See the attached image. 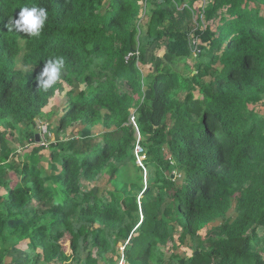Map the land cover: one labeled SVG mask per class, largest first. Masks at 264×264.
Instances as JSON below:
<instances>
[{"label": "trees", "instance_id": "16d2710c", "mask_svg": "<svg viewBox=\"0 0 264 264\" xmlns=\"http://www.w3.org/2000/svg\"><path fill=\"white\" fill-rule=\"evenodd\" d=\"M193 1L0 0V129L27 127L37 142L38 122L52 119L44 109L70 88L56 127L70 139L51 146L53 174L36 152L0 166V264L22 243L30 264H118L119 246L131 264H264V0H206L216 23L206 31L185 29ZM142 3L154 8L143 28ZM33 5L48 12L41 35L8 31ZM150 46L164 56L145 77ZM59 57L61 81L37 89L43 63ZM132 164L149 172L140 203L142 189L122 178Z\"/></svg>", "mask_w": 264, "mask_h": 264}, {"label": "rangeland", "instance_id": "374dc122", "mask_svg": "<svg viewBox=\"0 0 264 264\" xmlns=\"http://www.w3.org/2000/svg\"><path fill=\"white\" fill-rule=\"evenodd\" d=\"M206 0H196L193 1V5L189 6L192 10V25L189 24V22L185 25V29H191V31H206L208 27H211L212 30L215 29L216 27V23H214L213 21H208L206 19V14H205V9H206ZM142 5L145 7V3H142ZM251 8H257V5H255L254 3H250L249 4ZM260 8H261V12L260 14L264 16V6L262 5V3L260 4ZM154 9L152 8H147L146 5V10L144 11V13H142L140 19L137 22V25L139 27H144L148 21H149V16H150V11ZM189 21V20H188ZM193 35H191V44H193L196 48L199 47V45H201L200 40L193 38ZM164 56V50L160 49V47H156V46H150L147 48L146 53H145V61L147 62L146 66H140L143 70V73L146 76H150V75H156L157 74V66H156V60L159 58H163ZM188 67H184V66H180L178 68L179 72L183 75H193L192 72L193 70L191 69L190 66L194 65V59H190L187 61ZM178 66V65H177ZM70 90V88L66 87V89H63L61 92H58L57 95L51 100L50 105L44 109V113L47 114V116H51L52 119L51 120H40L38 122V126L36 129V141H37V136L38 137V141L37 142H33V137L31 135V129L27 128V127H18L15 129L12 128H4L1 127L0 129V133H4L5 137L3 138L4 140H1L0 142V159H3V161L5 162H1L0 161V166H4V165H17L19 166L21 163V158L25 155H29L32 152H36L40 157H41V168H44L49 174H53L52 173V169L53 171H55V167L53 166V164L50 162V157H51V146L53 144H57L62 142V140L65 139H70V138H64V133H59L56 134V127H57V120L58 118H60L61 116V111L64 108V103L66 101V93ZM252 108V107H251ZM256 109H258L261 114L264 113V100L262 103H260L259 107H256ZM53 114L49 115V114ZM264 116V114H263ZM44 117V116H43ZM132 122L134 124V119H132ZM82 127H75L72 128L69 131V135L71 137H73V135H77L79 134L80 130ZM102 132H104L103 128L96 127L95 129H93V135H99ZM45 135H47L48 137H45ZM136 136L138 138V141L141 140V134L140 132L136 133ZM138 153L140 155H145L144 151L142 152V150H138ZM44 158V159H43ZM45 160V161H44ZM49 161V162H48ZM146 161L145 156H141L138 161L137 164L141 167L144 166V162ZM48 162V163H47ZM150 174H153V172H150ZM10 178L13 180L12 185L15 186L16 184L19 183L18 179L19 177L17 176V174L13 171H11L9 173ZM148 176H149V172H145V171H141L137 168L136 165H130L128 166L124 172L122 173V178L123 181L128 183V184H137L139 188H141L142 190L139 192L137 199H138V203H140V199L144 196V192L146 191L147 188V184H148ZM175 175H174V179H175ZM100 178V177H99ZM98 178V179H99ZM52 186V185H51ZM94 189H96V192L99 195H105L106 191L109 190V186H108V181L106 177L100 178L96 184H94ZM148 192V191H147ZM134 196V195H133ZM135 198L131 197L129 199V201H133ZM140 219L139 217L136 218V223L139 224ZM222 222L218 221L215 224H213L210 227H207L206 229H204L201 232V235L203 238L206 237V234L209 231V228L211 227H215L220 225ZM176 230L180 229L178 227H176ZM260 233H263L262 230H260ZM26 243H22V245L20 247H18V251L12 252L10 254L9 257H7L6 259V263L7 264H30L27 259L30 257H27V255L24 253L26 252ZM178 245V252H176V254L179 255H188L191 256L192 252L189 250V247L186 245H180V242L177 243ZM172 247V246H170ZM169 247V248H170ZM124 247L123 246H119L118 247V253L120 254V256L122 257V255H124ZM169 248H163L166 252V254L168 256L174 254L173 253V248L169 249ZM29 256V255H28ZM121 257H120V262H118L119 264L121 263ZM13 259H16V263H13ZM131 261H129L130 263ZM46 264V263H44ZM62 264H70V261L67 260L66 258L62 260ZM131 264V263H130Z\"/></svg>", "mask_w": 264, "mask_h": 264}, {"label": "clouds", "instance_id": "9594fccd", "mask_svg": "<svg viewBox=\"0 0 264 264\" xmlns=\"http://www.w3.org/2000/svg\"><path fill=\"white\" fill-rule=\"evenodd\" d=\"M48 20V12L43 7L23 6L16 18H10L6 25L8 31H16L31 37H39ZM65 62L62 57L47 60L39 73L35 75L37 89L47 91L61 81Z\"/></svg>", "mask_w": 264, "mask_h": 264}, {"label": "built area", "instance_id": "2783aa9c", "mask_svg": "<svg viewBox=\"0 0 264 264\" xmlns=\"http://www.w3.org/2000/svg\"><path fill=\"white\" fill-rule=\"evenodd\" d=\"M138 150H142L140 147H138L137 148V153H138ZM142 152H143V150H142ZM139 154V153H138ZM140 155V154H139ZM142 156V155H141ZM124 249V248H123ZM121 263L120 264H130L129 263V260H128V258L125 256V255H122V257H121ZM120 262V261H119ZM119 264V263H118Z\"/></svg>", "mask_w": 264, "mask_h": 264}, {"label": "water", "instance_id": "95a60500", "mask_svg": "<svg viewBox=\"0 0 264 264\" xmlns=\"http://www.w3.org/2000/svg\"><path fill=\"white\" fill-rule=\"evenodd\" d=\"M38 137H39V136H37V141L39 140ZM38 142H39V141H38ZM132 242H133V240H130V243H132Z\"/></svg>", "mask_w": 264, "mask_h": 264}]
</instances>
